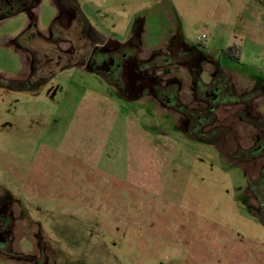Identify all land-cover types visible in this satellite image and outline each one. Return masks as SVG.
Returning a JSON list of instances; mask_svg holds the SVG:
<instances>
[{
    "label": "rangeland",
    "instance_id": "obj_1",
    "mask_svg": "<svg viewBox=\"0 0 264 264\" xmlns=\"http://www.w3.org/2000/svg\"><path fill=\"white\" fill-rule=\"evenodd\" d=\"M71 1L72 22L53 0L0 21V264H264V158L239 153L254 135L235 126L218 152L154 97L62 69L137 36L143 58L174 44L192 56L151 71L171 75L183 114L199 108L194 71L207 84L231 69L264 103V0Z\"/></svg>",
    "mask_w": 264,
    "mask_h": 264
},
{
    "label": "flooded vegetation",
    "instance_id": "obj_2",
    "mask_svg": "<svg viewBox=\"0 0 264 264\" xmlns=\"http://www.w3.org/2000/svg\"><path fill=\"white\" fill-rule=\"evenodd\" d=\"M38 1L0 0V21L20 12L30 14L31 10L37 6ZM53 2L56 8H60L68 15L70 22L75 19L77 11L71 0H53ZM57 20L58 17H55L52 23ZM79 23L87 30L88 35L95 36L94 38L98 40V43H95L94 47L98 48L100 38L86 23L82 24L81 19H79ZM49 28H51V25ZM138 43L137 36H132L123 45L115 43L111 49H105L106 51L100 48L101 52L94 53L91 51L85 62L86 64H74L62 69L71 66L80 67V69L96 75L107 86L115 88L119 96L125 100L136 98L135 92L139 96L154 97L161 106L185 116V123L183 122L185 133L200 138L206 136L208 139L209 137L213 139V136H215L211 143L215 144L217 142L218 152H222L219 145L224 141L223 139L229 131L235 132V126L244 127L248 132L244 136H248L251 140L254 135V141L252 140L254 143L248 144L249 147L246 149H240V155L246 154L248 157L264 158V103L262 100L251 103L247 94H251L252 91L241 92L242 87L238 82L241 80L231 73L233 72L231 69L210 70L211 78L207 84L201 83L198 73L194 71L192 75V94L189 95L188 102L193 101L194 104L199 105V108L196 111L190 108L188 113L183 114L187 110L185 109L186 105L181 100L179 87L171 82V75L168 74L163 77V82H157L152 78L151 71L161 67L158 66L159 62L163 64H161V68L175 64L183 65L190 62L192 56L183 53L181 49H175L177 44H174L167 53L154 52L150 57L143 58L139 54L140 47ZM102 44L100 47L104 48ZM17 45L23 51L26 50L18 43ZM185 55H188V58L183 60ZM30 77H32V69H30ZM183 78L185 77L181 76V79ZM224 116H228V118L226 117L228 120L227 125L218 121L222 120L221 118ZM209 126H213V129L209 128L207 133L200 131V129ZM3 198V193H0V205ZM6 218V215L3 218L0 217V232H3L4 225L8 221H4Z\"/></svg>",
    "mask_w": 264,
    "mask_h": 264
},
{
    "label": "trees",
    "instance_id": "obj_3",
    "mask_svg": "<svg viewBox=\"0 0 264 264\" xmlns=\"http://www.w3.org/2000/svg\"><path fill=\"white\" fill-rule=\"evenodd\" d=\"M10 16V15H8ZM82 24H85L83 21H82ZM53 25H55V22L51 24V28L53 27ZM39 34L36 32V29L34 27H31L29 29H27L19 38H18V41H20L21 39H26L27 37H29L30 35L32 34ZM235 47H228L226 48L225 50H222V55L225 56V57H228L230 58L232 61H235V62H239L240 61V55H239V52L235 51Z\"/></svg>",
    "mask_w": 264,
    "mask_h": 264
},
{
    "label": "built area",
    "instance_id": "obj_4",
    "mask_svg": "<svg viewBox=\"0 0 264 264\" xmlns=\"http://www.w3.org/2000/svg\"><path fill=\"white\" fill-rule=\"evenodd\" d=\"M206 37L204 35H202L201 37H197V42L200 43L203 39H205Z\"/></svg>",
    "mask_w": 264,
    "mask_h": 264
},
{
    "label": "crops",
    "instance_id": "obj_5",
    "mask_svg": "<svg viewBox=\"0 0 264 264\" xmlns=\"http://www.w3.org/2000/svg\"><path fill=\"white\" fill-rule=\"evenodd\" d=\"M37 7H38V5H37L36 7H34L31 11L36 10ZM54 19H55V18H54ZM36 32L40 34V32H38L37 30H36ZM240 58H241V56H240ZM240 61H241V60H240Z\"/></svg>",
    "mask_w": 264,
    "mask_h": 264
}]
</instances>
